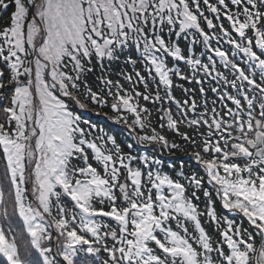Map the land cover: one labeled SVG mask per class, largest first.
<instances>
[{
    "label": "snow or ice",
    "instance_id": "1",
    "mask_svg": "<svg viewBox=\"0 0 264 264\" xmlns=\"http://www.w3.org/2000/svg\"><path fill=\"white\" fill-rule=\"evenodd\" d=\"M0 264H264V0H0Z\"/></svg>",
    "mask_w": 264,
    "mask_h": 264
},
{
    "label": "trees",
    "instance_id": "2",
    "mask_svg": "<svg viewBox=\"0 0 264 264\" xmlns=\"http://www.w3.org/2000/svg\"><path fill=\"white\" fill-rule=\"evenodd\" d=\"M106 111V110H105ZM183 127H181V129H182ZM105 130V129H104ZM106 131V130H105ZM127 143H133L134 144V146H135V141H134V139H131L130 138V136H129V134H127ZM126 143V144H127ZM125 146V145H124ZM176 154H179V152H176ZM167 165H168V163H166L165 164V168L167 169ZM175 166H176V169H177V171H179V167H180V165L178 164V163H176L175 164ZM190 168H192V165H190L189 167H186V169L184 170V171H190L191 169ZM167 170H169V171H171L170 169H167Z\"/></svg>",
    "mask_w": 264,
    "mask_h": 264
},
{
    "label": "rangeland",
    "instance_id": "3",
    "mask_svg": "<svg viewBox=\"0 0 264 264\" xmlns=\"http://www.w3.org/2000/svg\"><path fill=\"white\" fill-rule=\"evenodd\" d=\"M92 112V111H91ZM86 113H89V112H86Z\"/></svg>",
    "mask_w": 264,
    "mask_h": 264
},
{
    "label": "flooded vegetation",
    "instance_id": "4",
    "mask_svg": "<svg viewBox=\"0 0 264 264\" xmlns=\"http://www.w3.org/2000/svg\"><path fill=\"white\" fill-rule=\"evenodd\" d=\"M213 2H214V0H213ZM207 14V13H206Z\"/></svg>",
    "mask_w": 264,
    "mask_h": 264
}]
</instances>
